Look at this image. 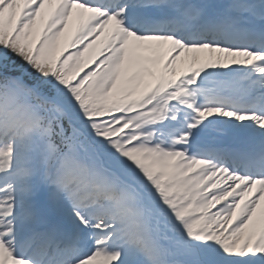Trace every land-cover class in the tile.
<instances>
[{"label":"snow or ice","instance_id":"obj_1","mask_svg":"<svg viewBox=\"0 0 264 264\" xmlns=\"http://www.w3.org/2000/svg\"><path fill=\"white\" fill-rule=\"evenodd\" d=\"M0 264H264V0H0Z\"/></svg>","mask_w":264,"mask_h":264}]
</instances>
